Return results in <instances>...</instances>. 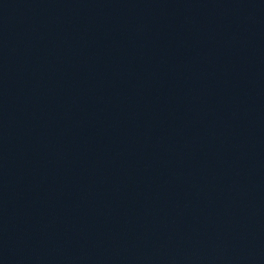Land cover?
Segmentation results:
<instances>
[{
    "label": "water",
    "instance_id": "1",
    "mask_svg": "<svg viewBox=\"0 0 264 264\" xmlns=\"http://www.w3.org/2000/svg\"><path fill=\"white\" fill-rule=\"evenodd\" d=\"M0 264H264V0H0Z\"/></svg>",
    "mask_w": 264,
    "mask_h": 264
}]
</instances>
